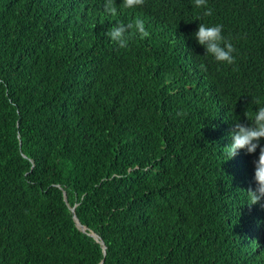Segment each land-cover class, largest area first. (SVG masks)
<instances>
[{"label": "trees", "instance_id": "trees-1", "mask_svg": "<svg viewBox=\"0 0 264 264\" xmlns=\"http://www.w3.org/2000/svg\"><path fill=\"white\" fill-rule=\"evenodd\" d=\"M114 3L0 0V264H264L259 150L222 155L264 104V0ZM136 18L150 37L105 35ZM200 22L233 64L203 56Z\"/></svg>", "mask_w": 264, "mask_h": 264}, {"label": "clouds", "instance_id": "clouds-1", "mask_svg": "<svg viewBox=\"0 0 264 264\" xmlns=\"http://www.w3.org/2000/svg\"><path fill=\"white\" fill-rule=\"evenodd\" d=\"M145 0H120L119 8L123 10H134L143 6ZM195 9H204V16H211L212 10L207 7V0H191ZM103 12L106 16H117L118 9L114 0H104ZM194 20H199L197 16ZM107 38L120 49H126L133 37L138 36L143 40L150 37V32L141 18H136L134 22L123 23L117 20L105 33ZM196 43L204 48V55L211 57L217 63L231 65L235 61V47L232 42L223 35L221 24L209 25L199 23L197 29L192 33ZM205 66L201 64V68ZM254 100V98H253ZM257 107L251 112L249 109L245 115L250 121L248 124L241 123L239 119H233L234 123L229 132L230 143L222 148L224 161L231 160L238 155L240 150L245 154H255L258 157L253 160L254 164V188L245 191V201L248 206L260 205L264 208V104L256 101ZM178 117H183V112H177Z\"/></svg>", "mask_w": 264, "mask_h": 264}, {"label": "water", "instance_id": "water-1", "mask_svg": "<svg viewBox=\"0 0 264 264\" xmlns=\"http://www.w3.org/2000/svg\"><path fill=\"white\" fill-rule=\"evenodd\" d=\"M71 210H72V212H73V214H74L75 221H76V224H77L78 228L81 229L82 227H81V224H80V222H79L78 216H77V214H76L75 207L71 208ZM91 235H93V236L96 238V240H98V241L101 242V244L103 245V248H104V252H105V254H106V249H107V247H106L105 242H104L103 240H101V239L99 238V236H97L95 233H91Z\"/></svg>", "mask_w": 264, "mask_h": 264}]
</instances>
